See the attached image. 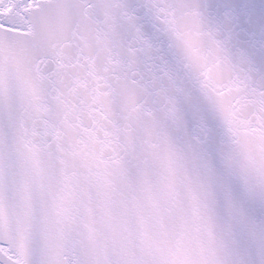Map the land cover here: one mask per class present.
<instances>
[{
    "label": "snow or ice",
    "instance_id": "6c2138e0",
    "mask_svg": "<svg viewBox=\"0 0 264 264\" xmlns=\"http://www.w3.org/2000/svg\"><path fill=\"white\" fill-rule=\"evenodd\" d=\"M0 264H264V0H0Z\"/></svg>",
    "mask_w": 264,
    "mask_h": 264
}]
</instances>
